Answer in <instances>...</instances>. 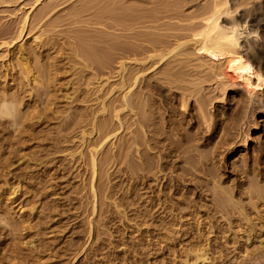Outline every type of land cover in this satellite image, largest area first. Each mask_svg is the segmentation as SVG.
<instances>
[{"label":"bare ground","instance_id":"6f19581e","mask_svg":"<svg viewBox=\"0 0 264 264\" xmlns=\"http://www.w3.org/2000/svg\"><path fill=\"white\" fill-rule=\"evenodd\" d=\"M62 1L35 0L34 4L43 5L39 13L34 16L31 8L15 32L0 35L15 44L11 58L17 61L20 77L31 81L32 91L46 88L40 75L46 66L38 61L41 65L35 68L32 59L39 55L42 26L33 37L34 45H27L26 37L31 34L32 19L42 23ZM102 1L107 5L95 14V23L121 32L101 34L107 43L115 46L124 39L137 45L120 47L127 61L121 64L120 82L103 97L89 121L92 132L82 131L84 144L98 135L97 141L88 144L94 210L106 191L102 183L106 168L120 158L134 178L162 179L172 189L184 186L180 199L172 201L182 210L198 207L187 213L198 215L199 229L193 238L199 241L184 246L181 257L185 264H230L224 254L228 245L238 246L244 254L237 264H264V19L259 18L263 7L255 0H210L189 19L185 33L174 36L173 44H165L166 39L150 30L159 20L177 16L175 7L145 10L127 6L133 0ZM86 12L87 6H83L74 16ZM140 24L149 31H137ZM229 27L239 28L238 39L233 32L218 42L217 34ZM49 39L50 43L56 40ZM85 53L81 58L88 68L93 57ZM157 71L161 77L155 99L146 80ZM162 89H167L179 119L165 118L168 110L163 111ZM0 102H14L21 121L24 98L2 89ZM256 109H263L261 120ZM107 113L104 119L96 116ZM1 127L19 131L7 120H0ZM255 128L258 138L252 137ZM126 129L131 136L118 155L115 140ZM110 144L112 148L105 152ZM14 194L15 190L10 191L9 199ZM102 203L105 207V198ZM173 252L176 256V247Z\"/></svg>","mask_w":264,"mask_h":264},{"label":"rangeland","instance_id":"374dc122","mask_svg":"<svg viewBox=\"0 0 264 264\" xmlns=\"http://www.w3.org/2000/svg\"><path fill=\"white\" fill-rule=\"evenodd\" d=\"M144 1L141 5L133 0L127 6L152 10L168 5L177 9V16L159 20L150 30L166 39L162 41L165 44H173L174 36L185 33L189 19L210 2ZM255 1L263 7L259 18L264 19V0ZM7 2L10 0H0V35L15 32L31 8L35 16L43 7L34 4L35 0H13L9 5ZM62 2L42 23L36 24L32 19L31 34L25 41L34 45L33 37L42 26L44 37L38 47L39 55L32 56L35 68L41 65L38 61L46 66L40 73L46 83L42 91H32L31 81L20 77L17 61L11 58L15 49L11 39H0V90L24 98V117L16 127L19 131L0 128V264H185L181 257L184 246L199 241L193 238L199 226L198 215H187L197 206L182 210L172 203L173 199H180L184 186L172 189L162 179L134 178L118 158L106 168L102 181L106 191L100 194L94 210L88 144L97 141L98 135H92L84 144L82 131L92 132L89 121L100 109L103 97L120 82L121 64L127 62L120 47L137 44L124 39L115 46L107 43L101 34L121 32L95 23V14L107 5L102 0ZM83 6L88 12L75 17V11ZM137 31L149 30L140 24ZM50 36L56 40L50 43ZM85 51L93 57L88 68L81 58ZM160 77L157 71L146 80L155 99ZM119 94L114 93L110 100ZM159 94L163 111L168 110L165 118L179 119L167 89ZM255 101L259 106L260 102ZM256 110L255 115L261 120L263 109ZM96 116L104 119L108 113ZM130 136V130L122 131L119 140H115L114 152L119 155L120 147ZM259 136L255 128L252 137ZM111 148L108 145L105 152ZM251 154H255L253 149ZM236 247L225 248L230 264L243 260L242 250Z\"/></svg>","mask_w":264,"mask_h":264},{"label":"clouds","instance_id":"9594fccd","mask_svg":"<svg viewBox=\"0 0 264 264\" xmlns=\"http://www.w3.org/2000/svg\"><path fill=\"white\" fill-rule=\"evenodd\" d=\"M217 34V41L222 42L226 37L235 33L234 38L238 39L239 28L229 27ZM0 120H7L13 128L19 127L20 116L17 105L14 102H0Z\"/></svg>","mask_w":264,"mask_h":264}]
</instances>
